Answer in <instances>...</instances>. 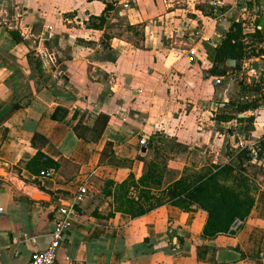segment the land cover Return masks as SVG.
<instances>
[{
  "label": "crops",
  "instance_id": "obj_1",
  "mask_svg": "<svg viewBox=\"0 0 264 264\" xmlns=\"http://www.w3.org/2000/svg\"><path fill=\"white\" fill-rule=\"evenodd\" d=\"M232 3L222 0L223 6L231 7L219 15L225 31L210 33L202 26L206 18H201V6H211V0H0V18L4 16V24H9L7 29L0 26V51L10 44V31L18 24L20 33L25 26L39 31L45 46L58 57L56 70L50 72V98L37 95L26 107L17 104L25 105L8 82V66L0 61V139L8 130L0 146V163L7 169L6 176L0 175V264H28L33 254L46 249L61 206L72 209L74 220L59 248L57 264H264L263 175L258 176L254 208L236 234L206 238V212H184L171 204L136 218L122 212L109 218L97 216L114 207L113 199L102 194L101 180L121 183L131 172L140 178L143 162L137 156L143 154L152 133L175 137L189 146L196 160L204 161L200 165L190 161L194 167L177 161L179 169L226 163L240 139L258 138L264 143V88L255 90L264 85V53L242 62L245 77L239 85L251 91L259 104L239 116H255L251 123L239 121L236 129L223 127L232 120L219 123L210 110L199 119L196 108L188 113L185 106L187 97L203 94L210 100L214 92L222 97L233 86L237 74L205 79L198 68L199 61L206 64L198 51L203 42L213 49L212 67L215 48L232 26L228 18L249 21L250 16L232 8ZM259 4L256 27L245 26L243 40L262 51L264 0ZM198 30L202 35H196ZM191 47L197 49L195 62L189 60ZM203 80L211 86L205 91L199 87ZM56 105L72 112L73 107L88 111L89 126L100 115H108L100 142L80 139L70 123L52 119ZM35 132L48 138L44 148L48 156L80 167L74 180L60 173L40 177L46 192L34 183L35 175L17 172L19 161L36 153L31 143ZM108 140L114 142L118 156L134 160L131 167L99 164ZM82 186L88 188V195L73 206ZM35 191L47 198H35Z\"/></svg>",
  "mask_w": 264,
  "mask_h": 264
},
{
  "label": "trees",
  "instance_id": "obj_2",
  "mask_svg": "<svg viewBox=\"0 0 264 264\" xmlns=\"http://www.w3.org/2000/svg\"><path fill=\"white\" fill-rule=\"evenodd\" d=\"M110 6L107 5V8ZM10 34L17 44L27 42L14 30H11ZM244 35L245 26L242 22L235 21L215 48L213 65L210 68L211 75H224L228 70L237 72L242 68L245 58L260 57L264 53V50L257 51L254 47H248L244 43ZM26 58L29 64L35 63L38 73L41 75L44 73L43 63L39 57H35L34 51H28ZM230 59L236 60L235 67L222 66ZM261 88H264V85L258 84L255 90L258 92ZM17 104L23 107L28 105V103L21 105L19 102ZM238 104H232L237 107V114L225 116L226 121L233 119L244 121L246 117H240L239 114L257 108L259 103L255 97H250ZM87 115L88 111L82 112L76 108L72 112L69 107L63 105H56L50 113L52 119L70 123L78 138L88 142H100L109 123V116L100 115L95 124L89 126L86 121ZM222 118L218 119L219 123L224 120ZM247 120L253 121L251 117H247ZM7 131L6 129L0 139V146L6 139ZM31 143L36 148V153L28 160H20L16 169L19 173L27 170L35 175L34 183L41 190L48 192L39 179L48 171L60 173L68 180H74L78 176L80 167L76 163L67 159H53L44 152L49 143L47 137L35 132ZM169 147H182L184 150L187 148L184 143L178 141ZM147 148L145 154L137 156V159L143 162V173L140 178L137 179L131 172L121 183L112 179L101 180L102 194L113 199L114 207L107 215H97L98 217L109 218L116 212H122L136 218L165 204L176 206L184 212L200 209L207 213L204 236L214 238L219 234H235L229 231L232 223L236 219L247 220L250 216L260 188L258 176H264V143L260 142L258 161H253L250 151L238 149L230 153V160L226 163H211L199 169L186 166L178 177L170 181L166 178L173 173L168 165L172 157L169 153L160 151L153 137L148 140ZM260 159L263 160L262 163ZM133 162L132 159L118 156L114 142L106 141L101 152L100 165L131 167ZM252 169L254 170L251 171Z\"/></svg>",
  "mask_w": 264,
  "mask_h": 264
},
{
  "label": "rangeland",
  "instance_id": "obj_3",
  "mask_svg": "<svg viewBox=\"0 0 264 264\" xmlns=\"http://www.w3.org/2000/svg\"><path fill=\"white\" fill-rule=\"evenodd\" d=\"M229 1V0H227ZM203 16L201 18H206V22L202 23L203 28L208 31L210 30V33H213V31H225L219 23V15L223 12L227 13L231 7L229 4H226L223 7L214 8L208 4H205L204 6H201ZM233 8V7H232ZM11 17L6 16L8 23H10L11 20H9ZM120 17V16H119ZM123 17V16H122ZM236 17V16H233ZM2 18H5L4 16ZM0 18V26L8 28L9 24H4V20ZM212 19H215L216 21H212ZM235 18H228V20H231L232 25L234 23ZM17 23V22H16ZM17 28H13L15 31H17L20 35L19 26L16 24ZM211 26V28H210ZM209 33V34H210ZM27 42L24 43H18L15 44L12 40H10V44L7 45L6 49H3L0 51V61H2L3 64H6L8 66L9 71V78L8 82H10L12 85L15 86L16 90L19 92V98L23 101L24 104H27L30 102L33 98H35L37 95H42L43 98L49 97L50 98V73H43L42 75L37 72L35 69V63L29 64L26 54L28 51H34L35 57L37 56L36 53V45L37 42L34 38L24 39ZM12 42V43H11ZM18 45V46H16ZM212 47H210L207 42H203L199 45V55L203 56L205 58L206 64L203 63V61H199L198 68L202 69L203 77L210 78V66H211V53H212ZM38 57V56H37ZM204 66V68L200 66ZM237 74L234 77L233 86L226 92V94L222 97L218 96L216 92H214L212 98L208 100L205 95L202 94V96L199 98L197 95L194 97H187L186 105L188 106V113L193 111L194 108H196V111L198 112V118L203 119L206 117L205 115L208 113V110L213 112L212 119L218 120L219 118L224 119L225 116H235L238 112L237 107L232 105L238 103L245 102L247 98L253 96L254 94L251 93V91H243L239 85V82L244 80L245 71L241 68L239 71L235 72L232 70H228L226 75L227 77L229 75ZM223 75V74H222ZM229 78L225 79V83L228 82ZM202 85H199L200 89L205 91L207 88H210L211 86L208 81L206 82L203 80ZM199 89V88H198ZM264 99V95H263ZM221 103H226L227 106H221ZM29 104V103H28ZM177 115V113H176ZM239 115H245V113H241ZM251 119H254L255 116L249 115ZM237 119H233L231 123H226V126L223 127H232L233 129L237 128ZM243 123H251L250 120H247V117L244 121H241ZM220 134H223V128L219 129ZM150 137L154 138V143H156L157 147H159L160 151L164 153H169V155L172 157L170 161L168 162V165L171 170H173V173H170L167 176V180L170 181L172 178L178 177L181 172L183 171L184 167L179 169L178 167H182L181 164L176 163L177 161H184L187 165L194 167L193 165L189 164V162L197 163L200 165L204 161H198L196 160L195 155H192L194 153L192 150H190L189 146L187 148L182 149V147H169L170 145H174L176 141H178L175 137L170 138L166 137L165 134H159V133H152ZM258 138H251L249 141H257ZM150 140V138H149ZM179 142V141H178ZM231 154L238 150V146L232 147ZM196 152V151H195ZM230 159V158H229ZM252 169L251 171H253ZM4 171V172H3ZM253 173V172H251ZM0 175L6 176L7 175V169L5 165H1L0 163Z\"/></svg>",
  "mask_w": 264,
  "mask_h": 264
},
{
  "label": "built area",
  "instance_id": "obj_4",
  "mask_svg": "<svg viewBox=\"0 0 264 264\" xmlns=\"http://www.w3.org/2000/svg\"><path fill=\"white\" fill-rule=\"evenodd\" d=\"M260 0H233L232 7L235 9H240L242 10L243 13H247L250 16L249 21L243 22L242 20H239L238 22H242L243 26H249V27H256L255 20L258 17L259 12L261 11V6L259 4ZM211 6L214 8L222 7V0H211ZM126 9L130 8V4L126 3L124 6ZM26 31L22 32L21 34L25 39L29 38H34L35 41L37 42L36 45V53L37 56L40 58V60L43 63V69L45 72L50 73L56 70L57 65H58V57L57 55L49 50L44 42L45 38L42 35H35L34 30L28 26H25ZM196 35H202L201 31L198 30L196 31ZM189 53V60L190 62H195L197 60V49L195 47H191L188 50ZM217 83H221L220 79H216ZM76 109L73 107L72 110ZM96 116L100 115V112L95 113ZM264 139V137H263ZM146 139L141 140V144L145 145L146 144ZM261 140L257 141H249L245 139H240L237 143L238 149L240 150H248L250 151L251 157L253 161H258V149L260 146ZM263 143V142H262ZM263 160L260 159V163H262ZM55 174L53 171H48L46 173H43L41 177L44 178H51L54 177ZM88 188L86 186H82L79 188L78 192L74 196V205L79 204L83 202L88 195ZM3 209L0 208V212H2ZM57 219L55 222L54 229L51 232V241L48 245V247L40 252H37L32 255L30 261L28 264H57V258H58V251L59 248L64 241L66 237L67 231L72 227L73 225V211L70 207L66 206H61L57 209ZM246 223V220L243 219H236L231 227H230V232L231 233H238L244 224ZM173 232V231H170Z\"/></svg>",
  "mask_w": 264,
  "mask_h": 264
},
{
  "label": "water",
  "instance_id": "obj_5",
  "mask_svg": "<svg viewBox=\"0 0 264 264\" xmlns=\"http://www.w3.org/2000/svg\"><path fill=\"white\" fill-rule=\"evenodd\" d=\"M34 34L37 36V35H39L40 33H39V31L34 30ZM225 65H227V66H229V67H235V66L237 65V62H236V60H234V59H230V60L227 61L226 64H222V66H225ZM241 116H242V115H241ZM146 152H147V147L144 146V147L142 148V153L144 154V153H146ZM3 172H4V171H3ZM42 191H43V190H42ZM37 194H40L41 196L39 197V195H37ZM33 196H34L35 198H37V199L47 198L46 195H44L43 193L37 192V191L33 192Z\"/></svg>",
  "mask_w": 264,
  "mask_h": 264
},
{
  "label": "bare ground",
  "instance_id": "obj_6",
  "mask_svg": "<svg viewBox=\"0 0 264 264\" xmlns=\"http://www.w3.org/2000/svg\"><path fill=\"white\" fill-rule=\"evenodd\" d=\"M37 195H39V194H37ZM41 195H39V197H40Z\"/></svg>",
  "mask_w": 264,
  "mask_h": 264
}]
</instances>
